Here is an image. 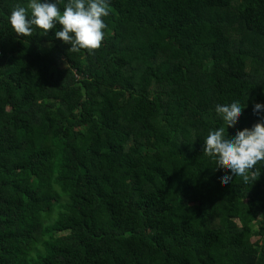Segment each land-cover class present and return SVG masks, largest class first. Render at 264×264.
I'll return each instance as SVG.
<instances>
[{
  "label": "trees",
  "instance_id": "1",
  "mask_svg": "<svg viewBox=\"0 0 264 264\" xmlns=\"http://www.w3.org/2000/svg\"><path fill=\"white\" fill-rule=\"evenodd\" d=\"M26 3L0 0V264H264V162L225 184L203 154L264 115V0H108L79 52L17 35Z\"/></svg>",
  "mask_w": 264,
  "mask_h": 264
},
{
  "label": "clouds",
  "instance_id": "2",
  "mask_svg": "<svg viewBox=\"0 0 264 264\" xmlns=\"http://www.w3.org/2000/svg\"><path fill=\"white\" fill-rule=\"evenodd\" d=\"M109 11L108 0H27L26 6L11 10L8 23L22 36L31 35L34 27L47 35L48 30L62 26L55 31V38L69 44V51L79 52L101 46L107 28L103 18ZM246 107L237 98L216 104L215 112L228 126L235 124ZM253 112L264 113V103H254ZM203 154L214 158L216 167L230 170L221 177L223 183H229L233 176L248 183L261 173L255 167L258 162H264V115L235 135H229L222 126L210 129L204 137Z\"/></svg>",
  "mask_w": 264,
  "mask_h": 264
}]
</instances>
